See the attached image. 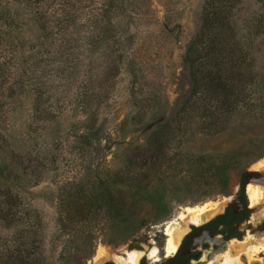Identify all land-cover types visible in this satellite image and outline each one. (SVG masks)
Here are the masks:
<instances>
[{
	"label": "rangeland",
	"instance_id": "1",
	"mask_svg": "<svg viewBox=\"0 0 264 264\" xmlns=\"http://www.w3.org/2000/svg\"><path fill=\"white\" fill-rule=\"evenodd\" d=\"M107 1L51 0L50 4L48 0L43 9L52 7L55 13L67 15L74 31L76 27L82 29L80 25L84 22L89 24L93 14L100 18V8ZM111 1L122 24L126 25L123 26L127 30L125 61L135 67V86L125 66L113 79L105 80L98 57L89 66L82 65L85 62L82 61L70 70L69 77H63L59 66L47 61L38 66L40 70L35 79L31 75L23 77L20 70L33 64L37 52L49 47L62 27L54 24L53 34L45 36L50 30L39 29L37 12L39 16L41 8L36 0H0V110L3 119L0 134L4 133L6 140L0 138V145L6 148L7 156L15 151L22 158L18 164L22 169L17 167L15 175L9 179V173L5 172V152L0 150V185L19 191L38 210L46 224L47 240L55 235L58 227L61 190L66 189L64 194H70L66 199L74 205L85 199L75 192L78 187L90 191L98 179L112 183L122 172L132 170L128 163L133 147L143 142L156 121L172 117L189 94V78L182 55L198 30L204 0ZM232 15L237 44L251 60L258 77L257 84L252 86L257 91L253 95L258 98L255 107L246 113L239 104L219 133L201 132L202 126L195 117L186 132L169 141L166 158L169 160L160 170L137 176L141 181L140 189H144L131 199L135 205L130 213L138 224L130 240L114 241V231L102 224L96 230L100 238L96 250L99 247L113 251L133 247L144 250L155 245L160 253L153 264L159 263L164 256L167 224L187 207L226 203L227 197L239 191L243 166L234 167V164L228 172L227 192L209 194L221 177L219 165L222 162L231 165L247 153H259L246 163L245 184L255 181V174L264 177L258 167L259 163H264V0H237ZM94 28L98 30V26ZM115 31L120 33L119 29ZM80 37L81 42L86 41L87 32L83 31ZM35 81L40 89L38 100L42 102L38 108ZM78 84L82 85L77 89ZM92 88L99 90L98 96L103 102L97 108L94 104L83 111L72 98L76 90L87 92ZM106 90L109 96L103 100ZM136 104V111L141 109L140 120L133 122L131 116ZM89 111L95 112L93 118L105 125L101 149L90 152L83 150L79 141ZM94 157L96 162L89 169ZM40 162L41 166L35 167ZM27 165L32 167L25 169ZM200 167L208 168L207 172L203 170L200 174ZM250 211L253 213L250 223L245 224L249 229L246 231L260 250L252 258L240 254L233 264H264V234L255 231L258 221L264 219V198L252 204ZM16 230L17 226L0 223V239ZM71 252L73 255L66 263L80 264V250ZM92 257L81 264H88Z\"/></svg>",
	"mask_w": 264,
	"mask_h": 264
},
{
	"label": "trees",
	"instance_id": "2",
	"mask_svg": "<svg viewBox=\"0 0 264 264\" xmlns=\"http://www.w3.org/2000/svg\"><path fill=\"white\" fill-rule=\"evenodd\" d=\"M47 1L36 0L39 9L41 8L39 16L37 12L39 29L47 32L48 28L50 33L44 35L50 36L53 34L51 31L54 29V24L59 23L62 31L54 41H51L49 47L37 52L33 64L20 70V75L27 78L31 75V78L35 79V75L40 70L38 66L47 61L48 64L49 62L53 65L57 64L63 77H69L70 70L79 66L82 61H85L82 65L89 66L98 57L102 77L105 80L113 79L125 66L124 70L129 71L127 72L131 76V84L135 86L137 79L135 67L129 61L127 63L125 61L127 40L124 39V35L127 30L124 27L126 25L122 24L119 15L114 11L113 1L108 0L106 4H102L100 18L93 17L95 13L91 16L89 24L84 22L80 25L82 29L76 27L74 31L67 21V15L55 13L52 7L43 9ZM236 1L204 0L198 30L188 41L182 55L183 66L190 84L187 98L172 117L156 121L143 142L133 147V154L128 163L132 165V170L122 172L117 181L111 183L108 179L100 178L95 187H90V191L84 190L83 186L78 187L75 192L85 199L73 203L74 205H70L69 198L66 199V196L70 195L64 194L66 189L61 190L63 193L57 206L58 227L51 239H46V224L38 210L27 202L19 191L0 185V223L8 227L17 226L15 232L0 239V264H67V259L73 255L71 251L74 249L80 250L82 261L89 259L94 255L100 240L96 230L102 224L114 231V241L127 242L131 233L136 231L138 224L130 213L135 205L131 199L144 189H140L141 181L137 176L160 170L169 160L166 159L169 141L181 135V132H186V128L194 122L195 117L202 126L201 132L219 133L222 132L225 121L238 109L239 104L244 106L243 111H247L246 113L253 110L258 98H254L253 95L257 91L254 90L256 87L252 86L257 84L258 77L251 60L239 48L231 25L232 8ZM97 26L98 30H95L94 27ZM117 29L120 33L115 31ZM83 31L87 32L89 39L85 37L86 41L81 42L80 36ZM34 84L37 94L36 108H38L39 103H42L38 100L40 89H37L38 82L35 81ZM81 85L78 84L77 89ZM75 92L72 99L84 109L83 111L93 107L94 104L97 108L103 102L99 99V90L94 88L87 92L85 90ZM108 92L105 91L103 100L108 98ZM136 107L138 108L137 104L131 116L133 122L140 120L141 109L136 111ZM94 114L96 115L95 112L89 111L85 130L79 139L81 148L89 152L101 149V136L105 130V125L93 118ZM2 123L0 110V131L3 129ZM0 138L5 140L4 133L0 134ZM0 150L5 152L3 153L7 161L5 172L9 173L7 178L10 179L15 175L17 167L22 169L21 165H18L22 159L21 155L10 151V155L7 156L6 148L2 144ZM255 156L258 157L259 153H247L244 158L240 157L242 159H237L231 165L222 162V165H219L221 177L209 194L227 192L228 172L234 164V167L243 166L241 169L243 175L239 179L242 189L248 174L246 163ZM93 162H96L95 157L91 159L89 169L92 168ZM37 166H41V162L35 167ZM31 167L27 165L25 169ZM207 169L200 167V174L203 170L207 172ZM129 180L132 181L127 184ZM114 241L109 240V242Z\"/></svg>",
	"mask_w": 264,
	"mask_h": 264
},
{
	"label": "flooded vegetation",
	"instance_id": "3",
	"mask_svg": "<svg viewBox=\"0 0 264 264\" xmlns=\"http://www.w3.org/2000/svg\"><path fill=\"white\" fill-rule=\"evenodd\" d=\"M258 177L264 178L255 174L253 179ZM246 184L244 182L242 189L240 186L235 195L227 197L226 203L216 215L204 218L199 224L189 223V231L183 237L177 251L172 256L164 253L163 259L156 264H196L197 262L204 264L225 252L233 241H243L249 230L245 224L250 223L253 213L250 211L252 205L245 191ZM256 226L255 231L264 234V219L258 221ZM209 254H212L211 258H207ZM149 260L145 255L140 262L141 264L154 263ZM103 264L117 263L114 260H108Z\"/></svg>",
	"mask_w": 264,
	"mask_h": 264
},
{
	"label": "bare ground",
	"instance_id": "4",
	"mask_svg": "<svg viewBox=\"0 0 264 264\" xmlns=\"http://www.w3.org/2000/svg\"><path fill=\"white\" fill-rule=\"evenodd\" d=\"M258 167L259 171L264 173V163H259ZM255 181L250 180L246 185V192L251 205L258 201L260 202L264 198V188L258 184L259 182L257 183ZM223 205L224 203H212L194 208L187 207L185 212L180 213L175 220L167 224L164 243L165 255L172 256L177 251L183 237L189 231V223H201L204 218L216 215L222 209ZM253 240V236L247 233L243 241H233L225 252L219 256L216 255L214 259L206 261L204 264H233L234 261H238L240 254L252 258L260 250L258 246L253 244ZM231 251H235V254H232ZM145 255L151 261H157L159 258L158 248L152 245L144 250L133 247L123 249L122 251H113L109 247H99L88 264H103L108 260H114L117 264H139L140 259Z\"/></svg>",
	"mask_w": 264,
	"mask_h": 264
},
{
	"label": "water",
	"instance_id": "5",
	"mask_svg": "<svg viewBox=\"0 0 264 264\" xmlns=\"http://www.w3.org/2000/svg\"><path fill=\"white\" fill-rule=\"evenodd\" d=\"M254 180H256L257 182H259L260 184L264 186V178L258 177V178H255ZM211 256L212 254H209L207 258H211ZM139 264H141V262H139ZM196 264H202V262H197Z\"/></svg>",
	"mask_w": 264,
	"mask_h": 264
}]
</instances>
